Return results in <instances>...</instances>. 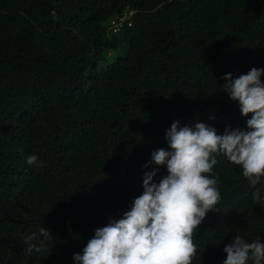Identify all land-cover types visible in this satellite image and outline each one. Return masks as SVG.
Returning <instances> with one entry per match:
<instances>
[{
  "label": "trees",
  "instance_id": "1",
  "mask_svg": "<svg viewBox=\"0 0 264 264\" xmlns=\"http://www.w3.org/2000/svg\"><path fill=\"white\" fill-rule=\"evenodd\" d=\"M252 68L264 69V0H0V264H75L142 194L174 121L247 127L222 77ZM217 160L206 175L221 200L193 235L192 264H224L236 235L264 243L256 188ZM32 234L50 253H25Z\"/></svg>",
  "mask_w": 264,
  "mask_h": 264
},
{
  "label": "clouds",
  "instance_id": "2",
  "mask_svg": "<svg viewBox=\"0 0 264 264\" xmlns=\"http://www.w3.org/2000/svg\"><path fill=\"white\" fill-rule=\"evenodd\" d=\"M264 69L252 68L233 79L232 74L222 77L226 83L222 91L238 102L245 129L225 127L218 134L215 127L196 121L181 126L174 121L165 132L168 149L151 153V161L143 175V192L136 197L122 218L110 219L106 226L95 230L82 254H74L75 264H192L198 255L193 235L205 220L207 213L218 210L221 193L218 181L211 178L217 157H225L240 166L243 177L256 188L253 202L264 206ZM27 163L44 167L36 155ZM167 175L156 181L160 169ZM257 185H260L258 188ZM44 241L53 235L43 227ZM35 234L25 237L26 254L49 252L44 242L32 243ZM224 264H253L264 262V243H251L236 235L225 245Z\"/></svg>",
  "mask_w": 264,
  "mask_h": 264
},
{
  "label": "built area",
  "instance_id": "3",
  "mask_svg": "<svg viewBox=\"0 0 264 264\" xmlns=\"http://www.w3.org/2000/svg\"><path fill=\"white\" fill-rule=\"evenodd\" d=\"M131 15V14H130ZM128 20V16L125 17H119V18H114L112 20V29L115 33H119L121 31V29L123 28V24L126 23ZM130 26V24H129Z\"/></svg>",
  "mask_w": 264,
  "mask_h": 264
}]
</instances>
